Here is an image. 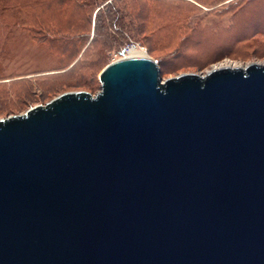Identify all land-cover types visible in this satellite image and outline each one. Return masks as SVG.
<instances>
[{
    "label": "water",
    "instance_id": "obj_1",
    "mask_svg": "<svg viewBox=\"0 0 264 264\" xmlns=\"http://www.w3.org/2000/svg\"><path fill=\"white\" fill-rule=\"evenodd\" d=\"M99 78L0 115V264H264V64Z\"/></svg>",
    "mask_w": 264,
    "mask_h": 264
},
{
    "label": "rangeland",
    "instance_id": "obj_2",
    "mask_svg": "<svg viewBox=\"0 0 264 264\" xmlns=\"http://www.w3.org/2000/svg\"><path fill=\"white\" fill-rule=\"evenodd\" d=\"M0 12V115L101 90L100 73L135 47L162 78L264 64V0H8ZM124 52V53H123Z\"/></svg>",
    "mask_w": 264,
    "mask_h": 264
},
{
    "label": "bare ground",
    "instance_id": "obj_3",
    "mask_svg": "<svg viewBox=\"0 0 264 264\" xmlns=\"http://www.w3.org/2000/svg\"><path fill=\"white\" fill-rule=\"evenodd\" d=\"M143 52L137 50V48L132 47L129 50H126L124 56H133V55H142ZM228 66H236V65H228Z\"/></svg>",
    "mask_w": 264,
    "mask_h": 264
},
{
    "label": "trees",
    "instance_id": "obj_4",
    "mask_svg": "<svg viewBox=\"0 0 264 264\" xmlns=\"http://www.w3.org/2000/svg\"><path fill=\"white\" fill-rule=\"evenodd\" d=\"M8 0H0V12L3 13L6 10V2Z\"/></svg>",
    "mask_w": 264,
    "mask_h": 264
},
{
    "label": "built area",
    "instance_id": "obj_5",
    "mask_svg": "<svg viewBox=\"0 0 264 264\" xmlns=\"http://www.w3.org/2000/svg\"><path fill=\"white\" fill-rule=\"evenodd\" d=\"M129 50V49H128Z\"/></svg>",
    "mask_w": 264,
    "mask_h": 264
}]
</instances>
